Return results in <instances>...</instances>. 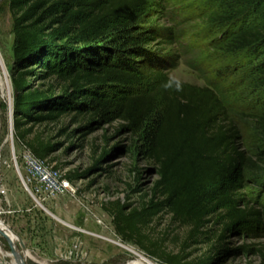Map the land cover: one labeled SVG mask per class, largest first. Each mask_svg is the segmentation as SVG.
<instances>
[{
  "label": "trees",
  "instance_id": "obj_1",
  "mask_svg": "<svg viewBox=\"0 0 264 264\" xmlns=\"http://www.w3.org/2000/svg\"><path fill=\"white\" fill-rule=\"evenodd\" d=\"M8 1L19 141L44 159L53 145L28 140L24 125L56 121L75 109L77 115L122 120V128L136 135L139 152L157 166L158 178L140 205L116 201L105 208L123 240L147 249L143 230L163 210L189 229L195 244L214 238L207 228L213 220L222 225L221 239L228 233L250 237L251 225L264 227V204H250L260 197L250 200L242 191L247 172L264 176V151L244 148L241 110L228 86L172 80L164 72L169 62L144 47L148 33L139 26L154 0ZM213 7V21L225 25L215 45L225 57L247 56L240 63L264 91V0H216ZM201 61L190 67L203 75ZM29 77H54L62 91L56 94L52 84L32 88ZM255 125L264 132V112ZM245 249L220 246L212 256L168 263L221 264L227 252Z\"/></svg>",
  "mask_w": 264,
  "mask_h": 264
},
{
  "label": "rangeland",
  "instance_id": "obj_2",
  "mask_svg": "<svg viewBox=\"0 0 264 264\" xmlns=\"http://www.w3.org/2000/svg\"><path fill=\"white\" fill-rule=\"evenodd\" d=\"M215 1L154 0L139 26L148 33L143 45L169 62L164 72L172 80L197 86L214 80L228 86L229 95L241 110L243 146L247 151L261 153L264 132L256 127L255 118L264 112V91L251 82L250 69L240 63L247 56L225 57L215 45L225 28L212 19ZM13 19L9 1L0 0V51L4 64L0 66V76L5 81H0V219L21 241L17 239L15 245L23 264H125L134 260L129 251L112 241L132 247L160 264H169L171 258L197 260L212 256L220 246L228 250L247 246L244 251L227 252L221 264H264V227L255 224L250 226V237L228 233L221 239L222 225L213 220L207 228L216 233L214 238L209 243L195 244L188 239L189 229L163 210L143 230L147 249L123 240L105 208H112L116 201L140 205L158 176L157 166L139 152L136 135L122 128L125 123L119 119L106 121L87 113L77 115L74 109L56 121L24 125L30 129L28 140L53 145L41 160L66 179L69 187L45 196L33 185H25L23 150L29 148L16 136L13 114L9 120L16 96ZM200 59L206 70L203 75L190 67ZM29 78L32 88L52 84L56 94L62 91L54 77ZM10 125L13 141L6 138ZM105 150L107 154L101 158ZM244 177L243 193L250 200L260 197L250 204L262 209L264 176L250 171ZM0 247L11 250L1 228ZM5 262H9L8 258Z\"/></svg>",
  "mask_w": 264,
  "mask_h": 264
},
{
  "label": "built area",
  "instance_id": "obj_3",
  "mask_svg": "<svg viewBox=\"0 0 264 264\" xmlns=\"http://www.w3.org/2000/svg\"><path fill=\"white\" fill-rule=\"evenodd\" d=\"M23 159L26 163L27 176L25 185H33L36 192L45 196H52L69 187L66 179L60 178L43 160L36 157L30 149L23 150Z\"/></svg>",
  "mask_w": 264,
  "mask_h": 264
},
{
  "label": "bare ground",
  "instance_id": "obj_4",
  "mask_svg": "<svg viewBox=\"0 0 264 264\" xmlns=\"http://www.w3.org/2000/svg\"><path fill=\"white\" fill-rule=\"evenodd\" d=\"M2 51H0V66H3V61H2ZM6 70V69H4ZM3 72V71H2ZM7 73V72H6ZM0 81L1 83H4L5 81L2 80V77L0 76ZM10 97V96H9ZM9 104L11 106V100L9 98ZM10 115L11 113H9V120H10ZM3 129V128H2ZM8 134H7V140L13 141L14 135L12 132V127L10 125L9 129H8ZM0 134H1V128H0ZM6 142V141H5ZM10 144V143H9ZM12 149V148H11ZM0 228L4 233L5 238L8 240L11 250L10 251H6L4 249H2L0 247V263L1 264H23V258L20 257V252L17 249L15 242L18 239V242L21 243V241L19 240V238H17V236L10 230L9 226L2 222L0 219ZM115 244H118L122 247H124L127 251H129L133 256H134V260L127 262L125 264H160L146 256H143L142 254L138 253L136 250H134L132 247H128L125 246L119 242H115L112 241ZM27 252L25 253L26 256ZM5 258H8L9 262L6 263L5 262Z\"/></svg>",
  "mask_w": 264,
  "mask_h": 264
},
{
  "label": "water",
  "instance_id": "obj_5",
  "mask_svg": "<svg viewBox=\"0 0 264 264\" xmlns=\"http://www.w3.org/2000/svg\"><path fill=\"white\" fill-rule=\"evenodd\" d=\"M11 114H13V111H11ZM1 264V263H0Z\"/></svg>",
  "mask_w": 264,
  "mask_h": 264
}]
</instances>
